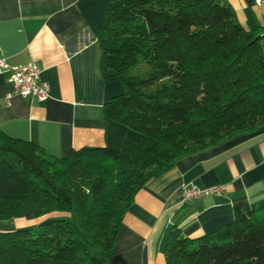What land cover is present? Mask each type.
I'll return each instance as SVG.
<instances>
[{"label": "trees", "instance_id": "1", "mask_svg": "<svg viewBox=\"0 0 264 264\" xmlns=\"http://www.w3.org/2000/svg\"><path fill=\"white\" fill-rule=\"evenodd\" d=\"M103 147L55 157L0 131V264H109L135 194L182 157L264 128V28L245 29L224 0H107L97 31ZM166 264H264V205L190 239L178 228Z\"/></svg>", "mask_w": 264, "mask_h": 264}, {"label": "crops", "instance_id": "2", "mask_svg": "<svg viewBox=\"0 0 264 264\" xmlns=\"http://www.w3.org/2000/svg\"><path fill=\"white\" fill-rule=\"evenodd\" d=\"M107 0H0V58L11 65L37 63L49 85L44 101L5 94L0 74V131L31 141L55 157L72 149L103 147V105L122 92L101 78L97 31ZM245 29L264 28V4L224 0ZM222 187L220 194L184 202L181 186ZM264 205V128L180 158L150 179L123 216L109 264H166L172 228L196 239L226 227L235 209L246 216ZM23 218L0 224L14 230Z\"/></svg>", "mask_w": 264, "mask_h": 264}, {"label": "built area", "instance_id": "3", "mask_svg": "<svg viewBox=\"0 0 264 264\" xmlns=\"http://www.w3.org/2000/svg\"><path fill=\"white\" fill-rule=\"evenodd\" d=\"M257 5L264 4V0H255ZM7 73L11 84V91L4 98L7 103L13 95L22 97H34L44 101L49 96V85L42 79V69L37 63L29 62L22 65H11L5 58H0V74ZM222 187H200L193 183H185L181 186V196L184 202L199 199L205 195L220 194Z\"/></svg>", "mask_w": 264, "mask_h": 264}, {"label": "rangeland", "instance_id": "4", "mask_svg": "<svg viewBox=\"0 0 264 264\" xmlns=\"http://www.w3.org/2000/svg\"><path fill=\"white\" fill-rule=\"evenodd\" d=\"M68 215H69L68 212H50L35 218H23L27 222H25L23 225H18V227L16 228L18 229L34 228L45 220L53 219V218H66ZM7 230L9 229H2L0 231H7Z\"/></svg>", "mask_w": 264, "mask_h": 264}]
</instances>
